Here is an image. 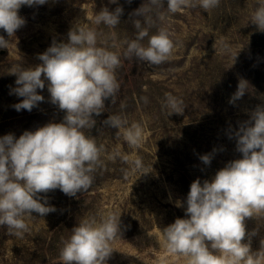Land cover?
<instances>
[{
  "label": "rangeland",
  "instance_id": "rangeland-1",
  "mask_svg": "<svg viewBox=\"0 0 264 264\" xmlns=\"http://www.w3.org/2000/svg\"><path fill=\"white\" fill-rule=\"evenodd\" d=\"M145 3L147 0H117L115 4L110 0H46L43 5L21 7L19 15L26 23L14 37L3 31L11 44L8 49L0 48V137L12 134L19 138L25 131L62 122L65 113L50 102L47 81L45 89L38 90L45 97L43 102L31 112L15 110L13 106L23 98L11 92L17 78L11 69L41 64L39 55L54 41L60 43L58 39L66 43L69 30L78 24L94 28L100 34L98 41H106L132 73L133 96L121 101L126 106L118 115L129 124L140 123L144 135L139 147H130L122 135L117 136V129H85L86 135L105 147L101 155L104 166L95 173V183L88 191L93 197L80 205L72 204V198L59 189L40 194L56 211L26 218L30 231L22 239L0 226V264H62L59 250L71 230L84 217L99 218L108 212L121 214V231L107 264H186L185 258L168 252L161 232L175 219L186 218L185 199L194 180H210L229 161L242 158L236 139L229 137L249 120L253 110L264 106V32L250 21L256 0H220L218 7L207 12L196 8L169 14L164 10L163 21L153 16L150 35L166 27L176 47L167 62L150 66L123 55V42L136 36L133 22L143 20L134 12ZM118 6L123 14L117 27L93 23L103 8L114 11ZM222 42L229 45L228 51ZM142 43L147 45V38ZM241 80L247 81L248 89L230 103ZM166 93L183 101L182 114L168 116L162 107ZM117 149L130 161L141 158L148 172H133L131 164L119 158L108 160ZM205 154L212 157L210 165L200 159ZM124 170L129 172L127 177ZM63 222L67 225L60 227ZM245 229L242 243H250L252 252L259 251L264 219H246ZM253 231L255 235L249 239Z\"/></svg>",
  "mask_w": 264,
  "mask_h": 264
},
{
  "label": "clouds",
  "instance_id": "clouds-1",
  "mask_svg": "<svg viewBox=\"0 0 264 264\" xmlns=\"http://www.w3.org/2000/svg\"><path fill=\"white\" fill-rule=\"evenodd\" d=\"M110 2L115 4L117 0ZM45 3L46 0H0V29L9 38L14 37L26 23L19 15L21 7ZM166 4L169 14L196 8L207 12L218 7L220 0H166ZM163 7L164 0H147L135 10L134 15L143 20L133 22L135 38L123 42L125 58L135 57L158 66L172 56L176 45L166 27L150 35L153 14L160 21L166 18L158 11ZM122 14V7L114 11L105 7L95 14L93 23L115 28ZM250 21L264 32V0H256ZM99 35L94 28L78 24L69 30L66 43L54 41L39 55L41 64L11 69L17 77L11 92L23 98L13 106L16 111L31 112L43 102L45 97L38 90L45 89L47 81L50 102L65 115L62 122L25 131L19 138L12 134L0 137V226H6L9 235L22 239L30 231L26 218L33 217V213L43 217L56 211L40 194L56 189L70 197L86 193L95 183V173L104 166V145H98L84 130L95 127L94 116L104 112L106 100L116 102L120 89L116 70L121 67V59L117 52L109 50L106 41H98ZM145 38L147 45L142 43ZM10 44L0 35V48L8 49ZM222 48L228 51L229 45L222 42ZM247 89V81L241 80L230 103L242 98ZM141 99L148 102L147 97ZM125 106L121 104L122 109ZM162 107L168 116L184 111L183 101L170 93L165 94ZM103 123L117 129V136L122 135L130 147L140 146L144 135L140 123L129 124L121 115H109ZM233 136L242 158L229 161L210 180H194L186 198L187 218L175 219L161 232L168 252L185 258L186 264H264V240L256 252L251 251L250 243H242L246 237L245 220L264 219V106L253 110L249 120L229 138ZM118 158L130 163L133 172H148L141 158L130 161L118 149L107 157L111 161ZM200 159L210 165L212 157L205 154ZM124 174L127 177L129 172L124 170ZM120 216L108 212L99 218H82L62 241V264H107L114 250L112 244L120 238ZM248 235L250 239L255 231Z\"/></svg>",
  "mask_w": 264,
  "mask_h": 264
},
{
  "label": "trees",
  "instance_id": "trees-1",
  "mask_svg": "<svg viewBox=\"0 0 264 264\" xmlns=\"http://www.w3.org/2000/svg\"><path fill=\"white\" fill-rule=\"evenodd\" d=\"M164 7H166V8H164ZM164 7L159 9L158 11L161 12V11L167 10L166 0H164ZM153 16H155V15L153 14ZM3 31H4L3 29H0V35H2ZM3 36L6 37V34L5 35L3 34ZM125 63H127V62H125ZM120 70L121 71H120L119 75L117 76L118 82L120 84V89L116 95V102L113 104L111 102V99L106 100L104 112L98 117L94 116V119L96 120V125L93 128H95L96 130L101 128L102 126L105 129H107L108 126H106L103 123V121H105L109 115H118L119 109H122L121 108V101H123V99H125L127 96L128 97H131V95L133 96L131 89H130V86L132 83V73L129 72L128 68L125 67L124 64H121ZM2 87H3V82H2V79L0 78V88H2ZM89 190H91V189H89ZM90 197H93V195L89 194L88 192H86V193L81 192V193H77V195L75 197H70V198H72V204L78 203V204L82 205ZM185 202H186V199H185ZM61 208L63 209L62 206H61ZM58 216H61V214H59ZM51 225L53 226L54 223H51ZM66 225H67V222H63L60 227H65ZM60 231L61 230H59V232ZM42 259H44V258H42Z\"/></svg>",
  "mask_w": 264,
  "mask_h": 264
},
{
  "label": "water",
  "instance_id": "water-1",
  "mask_svg": "<svg viewBox=\"0 0 264 264\" xmlns=\"http://www.w3.org/2000/svg\"><path fill=\"white\" fill-rule=\"evenodd\" d=\"M58 42H64L63 40L58 39Z\"/></svg>",
  "mask_w": 264,
  "mask_h": 264
}]
</instances>
